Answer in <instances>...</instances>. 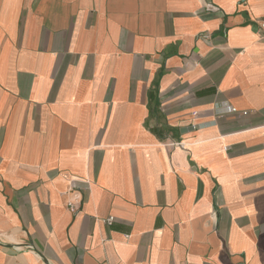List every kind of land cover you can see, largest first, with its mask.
<instances>
[{"label": "crops", "instance_id": "crops-1", "mask_svg": "<svg viewBox=\"0 0 264 264\" xmlns=\"http://www.w3.org/2000/svg\"><path fill=\"white\" fill-rule=\"evenodd\" d=\"M261 19L0 0V264H264Z\"/></svg>", "mask_w": 264, "mask_h": 264}, {"label": "built area", "instance_id": "built-area-1", "mask_svg": "<svg viewBox=\"0 0 264 264\" xmlns=\"http://www.w3.org/2000/svg\"><path fill=\"white\" fill-rule=\"evenodd\" d=\"M258 27L260 29L261 36L264 38V19H261V20L258 21ZM229 112L238 113L239 110L236 107H231V108H229ZM243 114L244 115L248 114V111H244ZM171 144L183 146L182 142H172ZM112 219H113V217L111 216L109 218V221H112Z\"/></svg>", "mask_w": 264, "mask_h": 264}]
</instances>
